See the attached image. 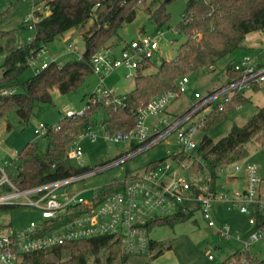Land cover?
Instances as JSON below:
<instances>
[{"label":"trees","instance_id":"obj_1","mask_svg":"<svg viewBox=\"0 0 264 264\" xmlns=\"http://www.w3.org/2000/svg\"><path fill=\"white\" fill-rule=\"evenodd\" d=\"M25 0H17L24 2ZM44 1L50 7V14L32 27L33 37L21 41L19 30L0 29V55L5 54L0 75V120L11 111L19 117L21 123H27L33 113L35 103H52L51 92L56 89L66 95L77 91L94 74L92 58L99 50L118 37L119 30L125 24H131L137 17L140 4L146 0H35ZM155 11L147 9L150 21L156 30H166L171 15L166 3ZM187 7L183 20L176 27L185 42L178 48L177 56L163 61L152 73L146 71L154 67L152 60L143 61L137 70L135 88L124 96H119L122 105L115 107L105 99L96 103L88 101L82 115L65 116L58 129H49L41 138L46 143L42 150L39 143L26 145L8 165L6 172L11 182L19 189H28L55 180L64 179L89 170L88 167L76 168L68 158V150L78 137L92 128H101L104 132L124 134L135 128L138 111L151 100L167 91H177L181 78L191 73L213 68L216 62L239 49H249L247 37L256 32H264V0H185ZM10 9H13L11 6ZM93 20L92 26L84 34L86 52L77 61L59 65L52 61L38 74L26 77L30 61L37 57L42 47L59 40L67 32L85 27ZM2 22L0 21V26ZM169 29V28H168ZM229 78L236 77L232 65L226 68ZM258 92L260 86H253ZM4 92L7 94L4 95ZM94 94L90 96V99ZM240 94L225 104L222 111L216 107L203 125L202 131L209 132L228 119L239 107L247 102ZM101 114L100 121L95 117ZM12 128L8 122L7 129ZM253 140L264 142V106L242 127L234 126L229 134L214 143L208 136L200 142L198 154L213 177L214 186L219 179L221 169L246 160L249 157L247 144ZM158 162V161H157ZM157 162L149 164L150 168ZM203 169V168H202ZM2 174L0 173V178ZM129 176V175H128ZM123 184V183H122ZM8 188V187H7ZM115 191H109L104 197ZM20 206H0V212H9ZM77 209L69 213L77 214ZM193 212L156 218L146 228L149 233L156 227L176 225L189 221ZM259 223L264 217L258 216ZM52 223V222H51ZM59 226L54 223L52 228ZM51 228V229H52ZM50 231V229L48 230ZM167 248L162 242L150 241V253L153 259L165 254ZM103 250L108 252L106 264H113L119 258H129L122 250L118 240L113 237H100L89 240L68 242L46 251L24 256V264H88L90 256H98ZM99 262V259L96 260ZM222 264H264L257 255L237 250Z\"/></svg>","mask_w":264,"mask_h":264},{"label":"built area","instance_id":"obj_2","mask_svg":"<svg viewBox=\"0 0 264 264\" xmlns=\"http://www.w3.org/2000/svg\"><path fill=\"white\" fill-rule=\"evenodd\" d=\"M49 14V6L34 0L25 23L32 27ZM166 32L158 30L154 35H143L140 39L124 44L118 52L115 47L106 46L95 53L92 65L100 82L90 102L105 99L107 104L121 106L122 100L115 90L104 86L106 78L122 67L129 69V77L135 78L142 62L153 60L160 51ZM72 47L70 44L69 49ZM47 52L46 47H42L37 57L30 61L34 74L40 73L54 61L39 62ZM263 54L264 49L256 58L245 56L233 63L232 70L236 77L230 79L225 72L226 80L222 84L204 95L195 93V101L181 114L168 113L167 109L188 90V76L179 80L177 91H167L140 108L137 124L128 133L111 135L103 131L106 140L128 143L133 147L127 154H120L104 166L28 189L17 188L6 170L0 167V206L33 207L41 212L39 222H30L19 228L11 224L0 225V264H24V256L28 254L68 242L100 237L118 240L128 256H142L150 253L152 239L147 224L156 218L173 216L179 212H193L192 218L199 214L206 226L213 229L222 240L235 244L237 250L250 252L255 244L264 239V222L260 224L258 221V216L264 217V192L258 167L241 161L233 164L235 172L229 173L226 171L227 166L221 169L219 175H225V184L217 181L214 186L213 177L198 154L202 139L197 140V133L202 131L208 115L216 107L222 111L234 97L244 95L247 89L255 85H264V63H257ZM83 113L84 110L80 113L68 110L66 116ZM150 118L157 120L149 123ZM50 127L41 123L35 129V134L42 137ZM51 128L57 130L58 126ZM100 132L92 128L82 133L69 148L68 158L75 162L76 168L87 167L82 142H96ZM173 134L176 136V150L170 152L167 159L158 161L141 173L130 174L123 181L121 189L103 200L87 201L82 197L83 192L61 191L70 184L128 162ZM231 180H242L243 186L231 190L226 185ZM220 208L246 216L250 230L243 235L228 222H220ZM70 209H77V214H70ZM54 223L59 226L53 229ZM208 259L214 261L215 257L209 254Z\"/></svg>","mask_w":264,"mask_h":264},{"label":"rangeland","instance_id":"obj_3","mask_svg":"<svg viewBox=\"0 0 264 264\" xmlns=\"http://www.w3.org/2000/svg\"><path fill=\"white\" fill-rule=\"evenodd\" d=\"M168 0H146L140 4L137 11V17L131 24H125L118 32V37L113 38L107 46L116 47L120 51L124 44L132 40L140 39L143 35H154L156 25L150 21L147 9L155 11L161 4ZM34 0H0V29L19 30L20 40L29 41L33 37L31 30L21 29L22 25L28 28L25 23L27 15L32 10ZM38 2V1H36ZM44 1H41L43 3ZM13 6V9H10ZM166 10L171 15L170 21L166 27V35L161 44L160 51L152 60L154 67L147 70L146 74L152 73L163 61H170L177 56L178 48L185 39L176 33V27L183 20L184 11L187 7L185 0H173L166 3ZM93 20L85 27L75 28L64 34L59 40L48 45V52L44 54L39 62L54 60L59 65H66L69 62L77 61L86 52V43L84 34L92 26ZM169 28V29H168ZM261 36L255 34L254 37ZM73 47L69 49V45ZM122 44V45H121ZM248 44V43H247ZM261 44V43H260ZM258 50L239 49L230 55L218 60L213 68L194 72L188 75V90L180 97L175 99L167 109L168 113L179 114L188 109L195 101V93L206 94L215 87H218L225 80L226 68L235 62L240 61L245 56L257 57ZM5 54L0 55V67L4 63ZM264 60V58H263ZM261 62V60H257ZM129 69L122 67L115 73L106 78L104 86L107 89L115 90L119 96H124L135 88V78L129 77ZM33 74L32 69L26 74V77ZM1 75V69H0ZM100 78L95 74L91 75L85 83L75 92L63 95L54 89L51 94L52 103L37 102L34 105L33 113L27 123H21L19 117L14 111H11L4 119L0 120V167L9 170L8 165L18 155L26 145L30 143H39L42 150H45V141L35 134V129L39 124L44 123L51 127L58 123L66 116L68 110L80 113L86 107L90 96L98 88ZM5 93V92H4ZM5 95V94H4ZM247 102L239 107L228 119L215 126L209 132L199 131L197 140L200 141L205 135L213 140L214 143L226 137L234 126L242 127L257 113L258 109L264 106V85L258 92L254 89L245 91ZM101 114L95 117V121H100ZM156 118H150L149 123L156 121ZM11 123L12 128L7 129V124ZM100 138L96 142L84 140V161L89 169L104 166L120 154H127L133 149L128 143H115L106 140L101 128ZM249 157L244 160L258 167V172L262 180V189L264 190V142L253 140L247 144ZM176 150V136L173 134L157 144L155 147L134 157L128 162L105 170L84 179L82 181L70 184L64 187L62 192H83L82 197L87 201H92L111 191L121 189L122 183L128 175L141 173L149 164L168 158L170 152ZM75 167V162L71 161ZM229 173H234V165L226 168ZM219 183L225 184V175L218 179ZM237 181V180H236ZM229 189H235L233 182L226 184ZM239 188V187H238ZM226 213V214H225ZM237 213V214H236ZM238 212H224L219 217L220 222H228L233 228L243 235L250 230L246 216ZM41 212L33 207H20L9 212H0V225L11 224L14 228L23 227L30 222H39ZM150 238L157 242H162L167 248H170L164 255L153 259L155 253H147L142 256H130L129 258H119L113 264H222L228 257L237 251L235 244L226 242L216 235L214 230L207 227L200 215L191 218L185 223L176 225L174 228L164 226L156 227L150 233ZM250 252L264 261V239L255 244ZM215 257L214 261L208 259V255ZM108 252L103 250L98 256H90L88 264H106ZM99 259V262L96 260Z\"/></svg>","mask_w":264,"mask_h":264},{"label":"crops","instance_id":"obj_4","mask_svg":"<svg viewBox=\"0 0 264 264\" xmlns=\"http://www.w3.org/2000/svg\"><path fill=\"white\" fill-rule=\"evenodd\" d=\"M255 34H260L261 36H258L257 38L256 37H254V35ZM246 42L248 43V47H249V49H251V50H258L257 52H258V54L260 53V52H262V50L264 49V32H256V33H252V34H250L248 37H247V39H246ZM261 43V44H260ZM122 45V44H121ZM116 47H118V45H116L115 46V48ZM47 49H48V47H47ZM48 51V50H47ZM118 52V51H117ZM258 54H257V56H258ZM254 58H256V57H254ZM263 58H264V54H263V56L261 57V58H258L257 60H261V62H258L257 61V63H261V64H263L264 63V60H263ZM62 66V65H61ZM216 88V87H215ZM214 89V88H213ZM253 89V88H252ZM211 91V90H210ZM244 96H245V94H244ZM185 111V110H184ZM183 111V112H184ZM182 113V112H181ZM181 113H179V114H181ZM175 115H178V114H175ZM233 182V184H234V186L236 187V188H241L242 186H243V182H242V180H231V182H230V184ZM263 190V189H262ZM263 192H264V190H263ZM224 212H226L223 208H220L219 209V214H218V218L219 217H221L222 216V214H224ZM226 214V213H225ZM237 214V213H236ZM239 215V214H238ZM241 216V215H240ZM225 222V221H224ZM230 224V223H229ZM231 225V224H230ZM232 226V225H231ZM232 228H233V226H232ZM235 231H237V228H233ZM248 232V231H247Z\"/></svg>","mask_w":264,"mask_h":264}]
</instances>
